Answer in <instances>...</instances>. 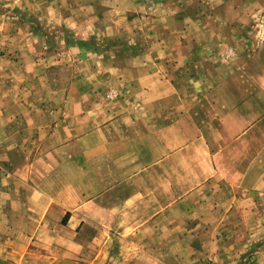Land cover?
<instances>
[{
	"label": "crops",
	"instance_id": "obj_1",
	"mask_svg": "<svg viewBox=\"0 0 264 264\" xmlns=\"http://www.w3.org/2000/svg\"><path fill=\"white\" fill-rule=\"evenodd\" d=\"M261 4L218 1L216 9L238 11L215 24L240 26L244 11ZM60 7L61 26L82 45L128 38L133 47L80 50L58 40L64 58L75 60L64 63L59 98L29 102L30 119L47 123L46 140L30 151L39 156L23 165L11 192L0 194V260L236 264L264 217V62L245 60L229 72L213 49L198 48L227 37L195 35L181 17L137 15L149 0ZM38 37L26 40L41 48L52 39Z\"/></svg>",
	"mask_w": 264,
	"mask_h": 264
},
{
	"label": "rangeland",
	"instance_id": "obj_2",
	"mask_svg": "<svg viewBox=\"0 0 264 264\" xmlns=\"http://www.w3.org/2000/svg\"><path fill=\"white\" fill-rule=\"evenodd\" d=\"M39 1L41 2H37V0H0V194L11 192L12 180L21 178L23 172H26L23 170V165L30 160L34 162L39 156L38 152L31 153L30 151L34 150V147L36 149L41 147L46 140L45 125L47 123L36 121L34 116L33 119H30L28 108L30 101L50 98L52 92H57L58 95L55 96L59 98V91H56L55 88L60 83L62 72L66 71L64 63L67 62L66 60H69L68 63L75 60L70 59V56L69 59L64 58V51L58 41L60 37L62 36L66 40L68 46L77 47L80 50L82 46L90 48L93 44L97 45L94 47L97 50H107L110 47L123 50L133 47V43L128 38H121L119 42H111L107 38L92 42L91 38L80 45L79 42L83 40L71 33L72 30H66L60 24L61 14L64 13L60 7L63 0ZM50 1H55L54 4L58 8L44 13L36 12L37 5H43ZM146 1L148 0H137L139 4ZM218 1L222 2V0H149V10H145L143 13L137 12V15L148 13V16L154 18L160 16L166 19L181 17L185 19L186 27L195 26L197 28L195 35L204 34V30H206L209 39L214 41L220 39V35H224L228 39L225 42L214 43L211 45L212 47L210 45L206 47L202 43L198 48L213 49V60L227 66L229 72L236 71L230 67L233 65L237 67L245 60L252 61L255 65L258 61L264 62L263 58L259 59L258 57L264 53V0H250L258 2V5L261 1L263 7L257 10L249 8L244 11L247 14V19L245 16L246 22H241L243 24L240 26L215 24L217 21H223L224 18H236L235 14L238 11V9H216ZM69 12L71 13V11ZM173 19H170L171 22H166V29L165 26L161 29L166 34L172 33ZM152 27L161 28L157 25ZM32 35H38L39 39H49L50 37L52 39L44 42L43 47L39 48L31 40H26L27 36ZM68 38L72 43H68ZM36 50L37 53L39 52V56H31L36 53ZM239 50L252 52L249 53L250 56L244 57V54H238ZM255 55L257 56L254 57ZM203 60L201 59L200 62ZM246 68L247 66H244V70H248ZM261 70L263 72L264 67ZM74 74L75 72L68 75L63 73V76L72 77ZM45 108L44 105H40L36 110H45ZM257 222V226L255 228L252 226L249 230L250 246L238 255L236 264H264V217H262V221ZM260 224L261 228H259ZM100 264L109 263L100 262Z\"/></svg>",
	"mask_w": 264,
	"mask_h": 264
},
{
	"label": "trees",
	"instance_id": "obj_3",
	"mask_svg": "<svg viewBox=\"0 0 264 264\" xmlns=\"http://www.w3.org/2000/svg\"><path fill=\"white\" fill-rule=\"evenodd\" d=\"M68 43L69 44L72 43V41H70L69 38H68ZM79 43H80V45H82V42H79ZM82 48H83V46H82ZM4 263H5L4 261L0 260V264H4Z\"/></svg>",
	"mask_w": 264,
	"mask_h": 264
}]
</instances>
